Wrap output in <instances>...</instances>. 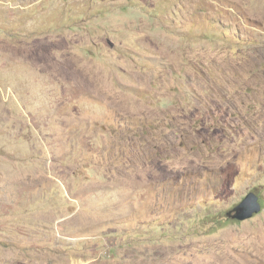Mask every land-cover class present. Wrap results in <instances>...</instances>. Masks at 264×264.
Returning a JSON list of instances; mask_svg holds the SVG:
<instances>
[{"label": "rangeland", "instance_id": "rangeland-1", "mask_svg": "<svg viewBox=\"0 0 264 264\" xmlns=\"http://www.w3.org/2000/svg\"><path fill=\"white\" fill-rule=\"evenodd\" d=\"M0 264H264V0H0Z\"/></svg>", "mask_w": 264, "mask_h": 264}, {"label": "water", "instance_id": "water-1", "mask_svg": "<svg viewBox=\"0 0 264 264\" xmlns=\"http://www.w3.org/2000/svg\"><path fill=\"white\" fill-rule=\"evenodd\" d=\"M262 205L256 193L250 192L246 197L234 208L235 213L229 212L228 215L233 219L246 220L251 218L254 213L261 211Z\"/></svg>", "mask_w": 264, "mask_h": 264}]
</instances>
